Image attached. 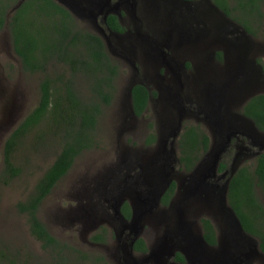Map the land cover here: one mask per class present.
Returning <instances> with one entry per match:
<instances>
[{
    "label": "rangeland",
    "instance_id": "374dc122",
    "mask_svg": "<svg viewBox=\"0 0 264 264\" xmlns=\"http://www.w3.org/2000/svg\"><path fill=\"white\" fill-rule=\"evenodd\" d=\"M163 8H167V5L164 4ZM9 13L8 18L10 19L13 14ZM217 16L220 17L213 14L208 8L203 10V18L198 14L197 43L204 44V40L205 43H212L213 40L226 43L222 33L214 35L210 31L211 23ZM75 19L81 28L103 38L93 27L92 20L79 17ZM260 31L259 36L253 37L251 43H243V45H249L244 46L245 48L248 46L249 51L243 50V46L241 50L252 57L257 65L264 67V19ZM222 52L223 49L220 47H205L203 56H206L208 62L205 61L199 65L198 62L187 64L189 71H184L186 65L183 64L185 68L181 70L184 71L182 76L196 73L197 66L201 68L203 65H208L210 70L214 72H223L221 85H224L227 92H229L228 77L233 76L231 83L235 89L237 85L242 84V78L241 74L237 72L231 75V68H239L243 59L241 56L238 59V54H233L234 56L229 54L227 55L228 58L224 59L225 62L222 63L218 58L220 54L223 56ZM108 53L120 65V74L116 80L114 100L110 107H104L103 114L98 121L97 146L92 150L84 151L76 159L69 173L57 183L51 194L44 200L39 210V219L48 231L62 243L85 253L89 257H104L105 262L102 264H118L117 260L113 258V253L115 249L121 246V243L125 242L124 238L129 234V231H126L124 238H121L122 242L117 240L115 229L118 230L122 224L115 216L112 206L121 200L123 201L122 205L126 203L129 205L131 212L137 207L142 210L140 198L152 199L151 195L148 194L149 192L156 196L158 207L151 209L150 216L144 218L139 227L142 233L141 239L145 241L149 251L156 245L159 249L164 233L167 230H173L172 226L178 225L181 221L185 222L195 235H200L203 220H209L219 236L222 232V226L216 222V219L223 226L225 222L215 216V208H207L205 203L207 190L205 187L198 189L197 199L200 200L199 203L195 204V199H192L191 202L188 201L187 189H184V186L187 185L186 187H188V183L183 184L182 177H178L179 172H177L180 171L181 174L188 175L184 172L185 169L182 168L181 164V167L176 163L175 168H169L171 173L169 179L165 177V173L164 175H153L146 171V167L152 159L144 158L143 154L146 149L143 144L144 137L148 135V130L155 131L157 125L166 121L165 117H162V106L165 102L158 103L161 106L157 105L154 112L152 106L149 115L143 119H131L134 123L123 132L121 122L125 113L124 109L126 110L130 106L129 85L132 81V68L117 57L114 52L109 50ZM213 55L216 56V60ZM244 60L247 59L244 58ZM217 61L220 62V66L216 64ZM258 71L259 69L247 67V74L251 80L253 79L255 86H258L259 83L261 85L257 92L264 93V77L258 75ZM40 79L41 75L31 74L23 69L20 58L14 52L6 23L5 28L0 31V253L2 251L7 255H12L9 258L14 260L16 264L52 263L51 255L43 251L41 245L30 234L27 217L20 214L17 208L20 202H25L34 192L36 184L61 151L62 140L51 134L50 127L46 123L39 125L35 132L41 133V130L45 132L46 143L33 148L37 145L35 138L33 139L35 133L29 134V138L17 148L18 150L14 155V164L20 170V175L7 185L3 182L5 179L3 171L5 168L6 142L38 106L40 102ZM81 83V88H86L83 82ZM243 90L248 91L247 88ZM180 114V111H177L178 120ZM190 118L193 119L191 122L185 117L182 118L183 127L199 125L195 117ZM7 125H10L12 130L4 135L3 128ZM199 126L203 131H207L204 125L203 127L202 125ZM180 157L181 154L175 158L180 160ZM232 161L233 159L227 163L228 169L233 165ZM255 163V157L238 156V168L242 166L253 167ZM198 179L200 178L198 177ZM170 181L176 184L173 198L174 207H171V204L168 206L163 204L164 195L172 183L166 192L159 196L163 193L159 190L160 186L165 189ZM211 181L208 179L206 182L210 184ZM224 182V179H221L218 181V186L223 185ZM208 197L216 200V195ZM260 197L262 198V195ZM158 198L160 199L159 202ZM107 212L109 214H106ZM108 215L111 216L109 221H107ZM88 220L91 221L88 223ZM102 234H106V243L93 241L94 236ZM183 243L184 241H181V244ZM183 245L188 246L187 243ZM135 257L138 259L140 256L135 253ZM262 260L264 262V259ZM262 260L257 264H263ZM254 261L252 263L255 264L256 261Z\"/></svg>",
    "mask_w": 264,
    "mask_h": 264
},
{
    "label": "trees",
    "instance_id": "16d2710c",
    "mask_svg": "<svg viewBox=\"0 0 264 264\" xmlns=\"http://www.w3.org/2000/svg\"><path fill=\"white\" fill-rule=\"evenodd\" d=\"M20 0H0V31L6 23L15 54L23 69L41 75L40 102L21 123L5 145L3 171L4 184H9L20 175L14 164L17 148L36 132L37 127L47 124L51 134L62 140L61 151L35 186L34 192L25 202L17 206L20 214L27 217L30 234L48 252L51 264L104 263V257H89L59 241L39 219V210L57 183L74 166L84 152L97 146L98 121L104 107H110L116 94V80L120 65L113 60L104 41L97 35L81 28L75 17L54 0H25L8 20L10 9ZM227 17L245 31L257 37L264 19V0H213ZM108 25L119 30L115 16L108 18ZM222 61L221 54L218 56ZM86 88L82 89V83ZM146 89L138 85L133 88L134 113L141 116L148 102ZM243 113L264 132V95L251 99ZM37 145L46 143L45 132L35 133ZM210 140L200 126L184 129L180 139L181 166L187 172L209 149ZM224 160L220 172L228 169ZM175 193L173 184L163 199L168 205ZM262 195V198L260 195ZM229 203L238 216L244 230L258 238L264 253V153L256 158L253 167L242 166L230 182ZM124 217H131L129 205L122 208ZM204 239L209 245L217 243L216 231L209 220H203ZM96 243H106V234L93 237ZM137 252H147L143 239L134 246ZM6 253H0V264H16ZM7 259V262H5ZM94 260V261H93ZM177 261L183 262L182 254Z\"/></svg>",
    "mask_w": 264,
    "mask_h": 264
},
{
    "label": "flooded vegetation",
    "instance_id": "af4514ba",
    "mask_svg": "<svg viewBox=\"0 0 264 264\" xmlns=\"http://www.w3.org/2000/svg\"><path fill=\"white\" fill-rule=\"evenodd\" d=\"M181 1L184 3L178 4L177 1L176 4L172 0H108L111 9L110 13H106L107 10L100 12V10L95 9L99 16L93 19L92 25L103 37L101 39L106 43L108 51L114 52L117 57L121 58L123 62L129 64L132 68V81L129 85L132 91L134 87L141 85L146 89L149 96L147 106L140 117L134 113L133 99L130 96V106L126 110L124 109L125 113L121 122L122 130L125 132L126 128H130L134 123L133 120L143 119L146 115H149L152 106V111L154 112V108L157 105L161 106L158 103L165 102L162 106V117H165L166 121L161 125H157L156 128L154 127L155 131L151 132L148 130V135L144 137L143 144L146 148L143 154L144 158L148 160L156 156L155 159H152L155 163L150 162L146 169H152L153 166H158V171H162L166 167L175 168L177 163L175 157L181 154L180 139L185 129L182 124L183 117L189 119V122L193 120L190 117H195L198 121L197 124L202 125V127L204 125L207 129L204 132L210 140L208 151L202 156L192 171L215 146H219L224 150L220 167L225 159H233L234 161L238 156L242 155L257 158L258 147L253 138H251V134L246 128L247 123L244 121L251 119L244 115L243 110L251 99L264 95V93L252 94L245 103H243L242 98L245 97L246 90H239L237 93H239L240 97H237L232 93L234 90L232 85L231 92L222 93L221 91L224 89V85H221L223 83V72H214L210 70L208 65H203L201 68L197 66L196 73L182 76L184 71H189L187 64L198 62L199 65L205 61L208 62L206 56H203L205 47H220L223 49L222 63L225 62L224 59L229 54L231 56L238 54L237 58L239 59L242 56L241 48L243 44L238 40L241 35L238 32L243 30L242 28L238 30L237 27L230 25L232 20L217 7L225 16L218 14L221 17L217 16L216 19H213L210 31L214 35L222 33L226 43L216 40H213L212 43H205V40L203 41L204 44L197 43L198 33L196 28L199 23L197 16L199 14L203 18V10L209 7L208 3L206 0ZM210 2L213 6H217L213 0H210ZM164 4L167 5L165 9L163 8ZM110 16L117 18L120 24L119 30L115 31L109 27L108 18ZM229 20L231 21L228 24L224 23V21ZM250 36L253 38L252 35ZM152 53L154 55H150ZM213 58L216 60L215 55H213ZM255 58L257 59V57ZM250 62H253L252 57L247 63L249 64ZM183 64L186 65V69L182 72L181 70L185 68ZM216 64L220 66V62L217 61ZM262 68L264 70V67ZM229 80L231 79L228 77ZM249 84L253 86V79L249 80ZM177 111L181 113L179 120ZM3 129L4 135L12 130L10 125ZM180 164L179 167H181ZM184 172L190 173L185 170ZM173 184L175 183L173 182ZM173 198L174 195L168 205L174 202ZM106 214L109 213L107 212ZM110 219L111 216L108 215V221ZM130 219L131 217L127 220ZM200 228L201 235L204 236L203 225ZM172 229H179V227L175 224ZM119 230L116 232L115 229V235L117 240L122 242L121 238H124L125 233L118 238L117 234L120 235ZM181 230L192 234L188 228L182 227ZM251 236L255 240L260 241L255 236ZM124 239L125 242L121 243V246L115 249L113 253V258L117 260L118 264H125L126 260L124 247L130 242V237L127 236ZM219 244L220 238L217 235V243L208 245L216 247ZM148 252L149 249L147 252L135 251L137 256H140L138 258L140 263L138 264H146L144 263V258H146ZM179 253L177 252L176 256L168 264H188L184 256L183 262L176 260ZM260 260L262 259L256 258L255 264ZM262 263L264 264L263 260Z\"/></svg>",
    "mask_w": 264,
    "mask_h": 264
},
{
    "label": "water",
    "instance_id": "95a60500",
    "mask_svg": "<svg viewBox=\"0 0 264 264\" xmlns=\"http://www.w3.org/2000/svg\"><path fill=\"white\" fill-rule=\"evenodd\" d=\"M59 5L63 6L65 9H67L75 18H88L89 20L98 18V14L95 12V9L100 10V12L107 10L106 13H110L111 9L108 4V0H54ZM177 4L184 3L181 0H172ZM208 3V9L213 14L218 15L222 14L217 6H213L210 2V0H206ZM25 0H20L19 3L12 8L9 14H13L23 3ZM89 5V6H88ZM224 15V14H222ZM225 16V15H224ZM221 17V16H220ZM223 19L227 20L226 18L222 17ZM9 19V18H8ZM229 21H224V23H229ZM234 25H233V24ZM230 25L239 28H242L240 25H236L234 22L231 21ZM242 32L239 31L238 33H241L240 43H251V40L253 39L248 33L245 31L244 28H242ZM248 44L243 45V50L249 51L248 46L245 48ZM242 59L243 62L240 63L239 68H231V75L236 73L241 74L242 78V84L237 85V87L232 91V77L229 76L231 80H229V92L232 91L234 95L237 97H240L239 93H237L239 90L243 89H249L245 97L242 98L243 103L254 93H258L257 91L260 89L259 86H255L253 82V86H251L248 82L250 77L247 74V67H251L252 69H259L258 75H262L264 77V70L261 66L257 65L255 60L253 59V62L247 63L248 60L251 58L248 55L245 54V52L242 51ZM227 58V57H226ZM247 59L246 61L244 60ZM237 69V70H235ZM252 78V77H251ZM251 86V87H250ZM253 87V90H252ZM222 93H226V89H223L221 91ZM227 92V93H229ZM129 95L132 96V88H129ZM255 95V94H254ZM253 95V96H254ZM250 99V98H249ZM246 124V128L251 134V138L255 141L256 146L258 147V152L256 153V156L261 155L264 153V132L260 131L256 124L251 120H244ZM217 125V124H216ZM215 125V126H216ZM223 149L219 146H215L209 153L203 157L201 162L195 167V169L187 173L188 175H183L179 172L178 177H182V183L185 182L188 183V187L184 186V189H187L189 202H191L192 199L194 200V203H199L200 200H198V189L199 188H206L207 193V199H205V203L207 204V208H215L216 213L215 216L219 217L222 221L225 222V225L223 226L222 223L216 219V222H218L222 226V232L219 235L220 238V248L219 246L213 247L209 246L208 243L205 241L203 235H195L191 229L187 227V224L183 221H181L178 224L179 229H173V230H167L164 233V236L162 237V244L161 247L158 249V246L156 245L154 248H152L146 255V258H144V263L146 264H168V262L173 259L176 256L177 252H180L183 256H185V259L187 260L188 264H251L252 261L256 260V258L264 259V253L261 250V244L260 241L255 242V238H253L249 233H247L238 216L236 215L233 208L230 206L229 203V189H230V182L233 176L238 171L237 163L238 158L234 160L233 165L230 169L224 171L223 173L220 172V162L222 161V154ZM156 156H154L152 159H155ZM177 164H180V160L176 159ZM155 163V161H151ZM158 166L154 167L152 169H146V171L150 174H159L164 175L166 178L171 177V173L169 171V167L163 168L162 171H158ZM198 177L200 179H198ZM212 180L210 184H207V180ZM221 179H224V183L221 186H218V181ZM172 181L168 182V185L165 186V189L163 186H160V191L162 194H159V196H162L166 190L169 188ZM217 192V193H216ZM151 195V198H140V203L142 206V210L140 207H137L132 210L131 219L127 220L123 217L121 213L122 204L123 201L120 200L116 205L112 206L113 211L115 212V216L119 219L122 226H119L120 228V235L117 234V237L119 238L122 234H124L126 231H129L128 236L130 237V242H128L124 247V252L126 253V260L125 264H138L140 261L136 259L135 257V250L134 246L135 243L141 238V230H140V224L146 218L147 216H150V211L153 208L158 207L156 196L151 194V192L148 193ZM210 194V195H208ZM216 200L212 199L208 196H215ZM158 198V202H159ZM203 202V199H202ZM174 202L171 204V207H174ZM194 207V206H193ZM93 208V207H92ZM91 208V209H92ZM92 216V215H91ZM92 220V219H91ZM88 220V223L91 221ZM108 221V220H107ZM114 228L116 226H113ZM188 228L192 234H189L187 232H184L181 230V228ZM192 227V225H191ZM117 228V227H116ZM117 232V229H116ZM181 241H184V243H187L188 246H184L181 244ZM175 248V249H174ZM174 249V250H173ZM249 249V250H248ZM236 256V257H235Z\"/></svg>",
    "mask_w": 264,
    "mask_h": 264
}]
</instances>
